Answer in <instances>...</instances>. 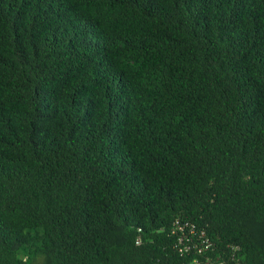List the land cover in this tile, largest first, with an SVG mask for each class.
I'll return each instance as SVG.
<instances>
[{
  "label": "trees",
  "instance_id": "obj_1",
  "mask_svg": "<svg viewBox=\"0 0 264 264\" xmlns=\"http://www.w3.org/2000/svg\"><path fill=\"white\" fill-rule=\"evenodd\" d=\"M205 239L264 264V0H0V264Z\"/></svg>",
  "mask_w": 264,
  "mask_h": 264
},
{
  "label": "built area",
  "instance_id": "obj_2",
  "mask_svg": "<svg viewBox=\"0 0 264 264\" xmlns=\"http://www.w3.org/2000/svg\"><path fill=\"white\" fill-rule=\"evenodd\" d=\"M192 233H194L192 231ZM204 234L202 233V235L200 236V238H203ZM184 237H179V242L183 243ZM141 240L138 239L137 243H140ZM204 242V248H201L200 250H198V254H203L200 257H195L193 259V261L191 262V264H224L223 261H221L219 258L214 259L212 258L210 255L207 254V252H205V250L208 249L209 246H211V243L208 242L207 239L203 240ZM197 248V247H196ZM188 250L187 246H185L184 248H181V251L184 252Z\"/></svg>",
  "mask_w": 264,
  "mask_h": 264
}]
</instances>
